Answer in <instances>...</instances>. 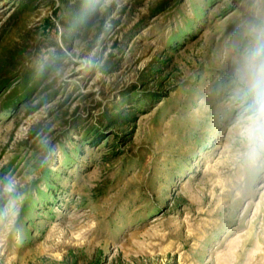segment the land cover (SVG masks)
Instances as JSON below:
<instances>
[{
	"label": "rangeland",
	"instance_id": "obj_1",
	"mask_svg": "<svg viewBox=\"0 0 264 264\" xmlns=\"http://www.w3.org/2000/svg\"><path fill=\"white\" fill-rule=\"evenodd\" d=\"M21 1L0 60L55 62L0 108V264H264V160L235 127L264 0H100L76 31L85 0Z\"/></svg>",
	"mask_w": 264,
	"mask_h": 264
},
{
	"label": "trees",
	"instance_id": "obj_2",
	"mask_svg": "<svg viewBox=\"0 0 264 264\" xmlns=\"http://www.w3.org/2000/svg\"><path fill=\"white\" fill-rule=\"evenodd\" d=\"M33 1L34 0H22L18 13L28 10ZM85 1L84 4L77 3L68 9L67 23L75 31L84 29L89 25L95 14L93 8L100 0ZM16 18L17 17H15V19ZM20 56L21 54H12L10 58L3 59V61L0 60L1 113H8L10 110L17 109L22 103L27 102L39 85L45 81L53 63L55 62V60L52 59L47 63L42 64L40 69L37 70L36 67H21V65L17 63ZM150 98L152 97L146 96L143 99L141 98L138 107L144 106L143 104ZM121 107V104L119 105V103H116L110 112L115 113L120 110ZM75 125L77 126V123H75ZM89 133H91L92 138L96 139V141L103 138L100 136V125L94 126L92 130H89Z\"/></svg>",
	"mask_w": 264,
	"mask_h": 264
},
{
	"label": "clouds",
	"instance_id": "obj_3",
	"mask_svg": "<svg viewBox=\"0 0 264 264\" xmlns=\"http://www.w3.org/2000/svg\"><path fill=\"white\" fill-rule=\"evenodd\" d=\"M239 78L243 87L235 127L247 144L248 159L257 162L264 160V36L248 50Z\"/></svg>",
	"mask_w": 264,
	"mask_h": 264
}]
</instances>
